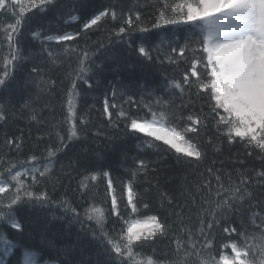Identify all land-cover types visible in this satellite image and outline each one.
<instances>
[{
  "label": "trees",
  "instance_id": "16d2710c",
  "mask_svg": "<svg viewBox=\"0 0 264 264\" xmlns=\"http://www.w3.org/2000/svg\"><path fill=\"white\" fill-rule=\"evenodd\" d=\"M179 2L54 0L45 10L24 13L16 43L8 40L12 35L9 26L19 17L0 12V77L5 69L13 73L8 84L0 88V109L6 117L0 121V186L11 189L16 183L13 177L18 175L25 183L42 181L49 186L52 196L47 203L23 200L12 205L11 195L0 193V215L5 217L0 220V236L11 242L7 246L0 242V264H24L26 253L30 264H115L105 242L95 238L99 233L92 231L96 228L94 222L84 219L86 202L89 207L105 209L108 231L120 234L113 243H120L132 220L158 215L171 231L150 245H141L142 251L133 248L129 264H146L149 259L154 264H170L176 257L177 240L185 244L186 231L199 241L198 250L203 244L198 235V217L202 215L209 181L215 189V175L219 174L227 184L230 173L232 181L238 182L237 170L253 177L248 187L254 193L256 208L246 206L242 216L232 215L231 223L239 230L242 220L251 234L259 236L249 215L253 210L264 211V204L258 203L264 200V188L255 180L262 162L255 153L245 156L242 142L228 144L217 131L223 129L218 120L224 114L214 110V100L200 87L207 80L198 42L200 29L192 26L189 30L185 25L152 27V20L162 23L157 13H167L165 4L174 6ZM27 3L23 0L25 6ZM105 10H111L115 16L102 18L99 27L83 29L86 21ZM122 17H131L137 28L146 27L148 31L116 35L117 25L124 23ZM64 34L78 35L72 41L56 39ZM49 36L52 39L46 40ZM141 45L150 50L151 60L138 54ZM85 54L91 67L88 83L80 82L73 92L69 83L80 76ZM33 68L38 71L34 73ZM49 81L55 84L50 85ZM176 84L181 87H175ZM69 99L77 116L73 122L67 120ZM105 100L111 105L108 112L115 126L104 112ZM121 111L124 116L119 115ZM131 119H155L166 128L182 132L197 128L196 132H187L186 138L200 145L203 158L197 161L184 157L154 137L131 131ZM70 123L76 124L78 132V138L71 140ZM58 137L65 138L63 149ZM217 147H222V151L216 152ZM98 155L104 158V167L99 166ZM237 159L243 163L236 162ZM140 160L145 161L146 168L139 166ZM103 171H109L113 179L122 220L108 213L110 194L106 178L101 175ZM129 182L138 197L137 213L126 211L125 189ZM201 184L205 187L201 188ZM65 190L70 200L62 204ZM80 192L88 195L80 197ZM162 195L172 201L171 206H161ZM144 203L149 205L147 209L143 208ZM73 206L80 210L79 218L66 210ZM13 222H19L22 228L14 229ZM214 235L217 259L219 254L231 255L222 249V242L240 240L235 235L229 240L219 229H214ZM249 242L259 245V239ZM200 254L208 258L206 251ZM180 255H184L183 249ZM255 255L259 259V253ZM124 258H128L127 254Z\"/></svg>",
  "mask_w": 264,
  "mask_h": 264
},
{
  "label": "snow or ice",
  "instance_id": "6c2138e0",
  "mask_svg": "<svg viewBox=\"0 0 264 264\" xmlns=\"http://www.w3.org/2000/svg\"><path fill=\"white\" fill-rule=\"evenodd\" d=\"M54 3V0H28L27 5L23 4V0H0V12L18 16L15 23L9 26L12 35L8 36V40L18 42L19 32L24 21V13L40 9L45 10L48 5ZM168 9L167 13H157V18L162 23H157V20H152L153 28H160L162 25L168 26H188L191 30L192 26L200 29L198 34V42L202 46V59L206 70L207 80L203 82L202 87L207 93L210 100H214L213 108L217 112L222 110L224 115L219 116L218 124L222 123L223 129L218 128L223 139L227 140L228 144L240 141L245 146L244 155L256 156L262 162V170L259 171L255 180L256 183L264 188V0H180L176 5L165 4L163 6ZM20 11L16 12L15 9ZM115 13L111 10L101 11L89 21L83 24V29L87 30L92 26H98L102 18H112ZM122 19H124L122 17ZM131 25V27H129ZM139 30L147 32L146 27H139L133 23L131 17L124 19L123 25H117L116 35H127L132 31ZM39 36V33H36ZM77 35L64 34L56 37L58 41H72L77 38ZM15 37V39H14ZM52 37H46V40H51ZM192 41L190 40L189 43ZM99 45H97L98 47ZM187 46V45H186ZM185 46V47H186ZM172 48V51H175ZM185 48H180V53L183 55ZM159 51V49H157ZM138 54L146 60H151L152 55L148 48L141 45L138 47ZM88 55L83 56L84 67L80 68V76L73 77L70 80L69 86L75 92L80 82L88 83L87 73L91 72V67L87 65ZM49 59H52L49 53ZM11 66V65H10ZM36 73L38 69L33 68ZM196 75L195 72L192 73ZM13 73L7 69L4 70V75L0 77V88L5 87L11 80ZM81 78H83L81 80ZM185 79H187L185 77ZM50 85H54V81H49ZM91 87V84H88ZM175 87L180 88V84ZM111 105L105 100L103 109L105 114H111L108 109ZM120 116H124L121 111ZM2 109H0V121L5 119ZM36 119L35 116L32 117ZM76 111L73 106V101L68 100V116L69 122L76 121ZM192 118L189 117V120ZM87 120L83 123L87 124ZM115 126V122H112ZM130 130L144 134L148 137H154L157 141H162L165 145L170 146L175 153L181 154L184 157L195 158L200 161L204 153L200 145L193 142L191 138H186L187 132H196L197 128L189 127L185 131H178L176 128H166L159 124L155 119L138 121L131 119ZM199 123V121H195ZM60 140V149L66 147L64 137H58ZM78 138L77 127L75 123H70L69 139ZM58 151V150H55ZM216 152H221L222 147H217ZM51 156L52 154L49 153ZM97 161L100 167H104V158L97 156ZM236 162L243 163L237 159ZM139 166L146 168L145 161L140 160ZM87 166L84 167L86 170ZM209 169V172H212ZM252 171H255L254 169ZM81 172V175H84ZM138 174V173H134ZM43 176V173L40 174ZM101 175L106 178V190L109 195L108 213L115 216L117 220H122L120 204L118 203L115 193L113 179L109 171H103ZM227 184L224 183L219 174L215 175L216 188H211V182L207 186V198L204 201V207L201 209L202 215H199L198 235L203 239V244L197 249L199 242L190 232L185 233V244L181 245L177 240L176 257L170 264H264V211L257 212L253 210L249 215V222L254 228L259 229V236L251 234L248 227L241 220L239 230L231 223L233 214L242 216L245 207L252 209L256 208V203H253L254 193L248 187L252 182L253 177L247 175L246 171L237 170L238 182H233L229 173ZM96 179V176H92ZM16 181L11 189L0 186V193L8 192L11 195V204H19L23 200H38L41 203H47L52 200L49 194V186L42 181L33 183H25L20 177L14 176ZM29 180L32 177L29 176ZM56 183H60L57 181ZM56 183L52 184L51 190L54 193ZM150 183V182H149ZM79 186V185H78ZM201 188L205 186L200 185ZM126 211L137 213L138 197L135 195L133 185L129 182L126 185ZM40 193H44L40 196ZM88 195V192H80L79 196ZM65 199L61 203H66L70 200L67 197V190L62 194ZM164 203L172 205L170 199H165L162 195L161 206ZM258 203L264 204V200ZM149 205L143 204V208L147 209ZM84 219L87 222H94L96 228L93 233H99L98 237L102 239L108 246L109 252L115 261V264H129L132 260L133 248L141 250V245L152 244L158 237H163L171 231L168 224L162 221L156 214L146 215L142 219H134L127 224L126 235L120 240V243H113L118 235L107 229V218L103 207H89L88 202L84 205ZM66 210L71 211L75 218H79L80 210L69 207ZM175 215V212H173ZM5 217L0 215V220ZM259 220V224H257ZM223 222V223H221ZM14 229L20 230L22 226L19 222H13L11 225ZM214 229H219L229 240L233 235L240 238L239 241L231 240L230 243L222 242V249L227 250V253L219 254L217 259L214 253L215 235ZM124 230L121 229V233ZM111 237V239H110ZM259 239V245L250 243V240ZM0 242L4 245H9L11 242L6 236H0ZM183 249L184 255L180 252ZM10 252V249L8 250ZM206 251L208 258L204 259L201 252ZM255 253H259V259ZM127 254V259L125 255ZM24 264H30L28 254H25ZM146 264H154L152 259L147 260Z\"/></svg>",
  "mask_w": 264,
  "mask_h": 264
}]
</instances>
